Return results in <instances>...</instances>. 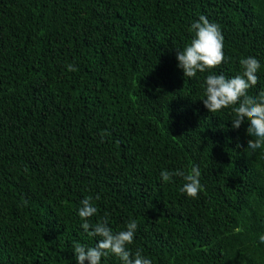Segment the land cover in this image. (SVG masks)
I'll return each mask as SVG.
<instances>
[{"label":"trees","instance_id":"obj_1","mask_svg":"<svg viewBox=\"0 0 264 264\" xmlns=\"http://www.w3.org/2000/svg\"><path fill=\"white\" fill-rule=\"evenodd\" d=\"M200 15L231 58L212 73L257 58L259 99L264 0H0V264H78L74 243L98 242L78 216L89 196L91 223L138 222L130 250L152 264H264V148L205 107L211 73L178 67ZM193 165L197 199L160 177Z\"/></svg>","mask_w":264,"mask_h":264},{"label":"clouds","instance_id":"obj_2","mask_svg":"<svg viewBox=\"0 0 264 264\" xmlns=\"http://www.w3.org/2000/svg\"><path fill=\"white\" fill-rule=\"evenodd\" d=\"M190 31L194 34L190 43L183 50L177 51L178 67L183 70L185 78L194 79L198 73H211L204 79L205 107L213 114L231 109L234 113L232 126L239 129L247 119L249 127L248 134L253 139L248 141L247 149L256 151L264 148V92L259 99L249 95V90L259 82L257 75L261 65L257 58L249 56L240 59L242 74L228 78L224 74L212 73V70L227 62L230 57L224 53V36L217 23L210 22L204 15H200L198 21L192 23ZM69 71L78 69L68 64ZM103 139V134H102ZM160 177L164 182L172 181L173 177H181L184 181L180 188L189 198L197 199L203 188L200 177L201 171L198 165L191 166L186 173L183 170H163ZM100 199L99 194L95 197ZM25 205L27 201H24ZM78 209V216L82 228L91 238H98L94 246L74 243V253L78 264H101L102 258L114 255L120 264H152L151 259L142 255L141 250L135 253L130 250L134 243L138 230V222L130 220L124 229L114 231L110 226L109 214L105 213L93 224L91 219L98 215V208L93 203V197L84 198ZM260 243H264V235L259 237Z\"/></svg>","mask_w":264,"mask_h":264}]
</instances>
